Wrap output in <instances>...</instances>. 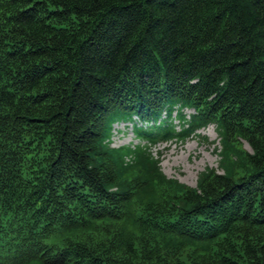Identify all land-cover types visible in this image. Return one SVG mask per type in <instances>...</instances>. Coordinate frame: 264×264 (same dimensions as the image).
<instances>
[{
    "label": "trees",
    "instance_id": "trees-1",
    "mask_svg": "<svg viewBox=\"0 0 264 264\" xmlns=\"http://www.w3.org/2000/svg\"><path fill=\"white\" fill-rule=\"evenodd\" d=\"M0 264H264V0H0Z\"/></svg>",
    "mask_w": 264,
    "mask_h": 264
},
{
    "label": "rangeland",
    "instance_id": "rangeland-1",
    "mask_svg": "<svg viewBox=\"0 0 264 264\" xmlns=\"http://www.w3.org/2000/svg\"><path fill=\"white\" fill-rule=\"evenodd\" d=\"M188 116L193 114L194 110L185 111ZM111 116L106 121L108 124ZM136 125H145V122L136 118ZM139 131L133 128L130 123H116L113 126L112 147L120 148L124 146L148 145L146 141L136 137ZM197 136L189 139L185 143L174 141L172 143L150 146L153 155L160 159L161 168L164 174L169 178H175L179 181L196 187L198 176L206 169H218V135L214 125L206 129L199 130ZM138 135V134H137ZM245 148L250 150L248 145Z\"/></svg>",
    "mask_w": 264,
    "mask_h": 264
}]
</instances>
